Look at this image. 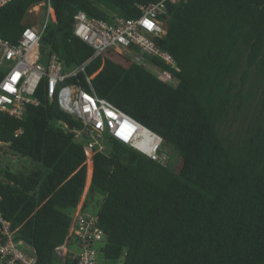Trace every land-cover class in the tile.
Here are the masks:
<instances>
[{
  "label": "trees",
  "instance_id": "16d2710c",
  "mask_svg": "<svg viewBox=\"0 0 264 264\" xmlns=\"http://www.w3.org/2000/svg\"><path fill=\"white\" fill-rule=\"evenodd\" d=\"M44 1L0 6V38L17 42L31 25L29 9ZM153 1L51 0L55 19L42 34L41 57L56 52L72 68L93 55L73 31L77 11L112 21L135 17L139 4ZM168 9V34L159 45L176 67L150 60L169 69L174 82L102 57L88 66L99 96L159 134L182 159L174 170L106 137V148L93 155L88 189L103 198L101 250L121 264H264V120L235 137L227 129L232 113L255 99L250 72L264 77V0H185L168 2ZM42 85L41 102L28 104L22 119L0 111L2 154L34 163L13 170L1 156L0 212L16 240L34 248L37 264H68L57 251L73 223L67 209L78 207L87 185L86 137L77 141L82 123L47 101Z\"/></svg>",
  "mask_w": 264,
  "mask_h": 264
},
{
  "label": "built area",
  "instance_id": "2783aa9c",
  "mask_svg": "<svg viewBox=\"0 0 264 264\" xmlns=\"http://www.w3.org/2000/svg\"><path fill=\"white\" fill-rule=\"evenodd\" d=\"M10 1L0 0V6ZM178 1L185 0H157L139 4V15L116 17L112 21L89 16L83 10L77 11L73 31L92 46L94 53L74 67L66 68L56 52L42 57L38 52L48 21L51 16L55 19L51 0H45L46 20L40 28L27 25L17 42L0 38V111L22 119L28 104L37 105L41 102L36 91L43 84L46 100L57 102L62 111L82 123V127L75 131L77 135L86 137L85 152L88 157L93 158L96 150H104L106 147L100 141L110 136L173 168V157L165 150L163 138L99 96L93 84L96 73L89 74L88 66L95 57H102L125 68L134 64L142 65L157 72L163 81L174 82L170 70L150 58L157 57L171 68L176 67L174 56L163 49L159 41L168 34V2ZM3 145L0 139V187L3 180ZM0 223L3 236L0 240V259L3 264H37L36 254H29L21 247L22 240H16L15 230L1 212ZM105 239L106 234L99 226L98 216L87 214L81 209L73 215L69 235L66 242L58 247L57 257H62L64 245H74L76 250L71 247L67 249L68 259L76 264H98L95 245Z\"/></svg>",
  "mask_w": 264,
  "mask_h": 264
},
{
  "label": "rangeland",
  "instance_id": "374dc122",
  "mask_svg": "<svg viewBox=\"0 0 264 264\" xmlns=\"http://www.w3.org/2000/svg\"><path fill=\"white\" fill-rule=\"evenodd\" d=\"M46 7L43 3L37 4L33 6L31 9H29L27 16H26V22L31 23L32 26L36 28H40L41 24L44 23L46 20ZM52 18V16H51ZM50 18V19H51ZM38 52L41 53V49L38 48ZM156 76L159 74L157 72H153ZM159 77V76H158ZM247 87L249 88H255V99L245 105L244 110L233 112L231 117L228 120V132H233V137L236 135H242L247 129L256 126L257 124L263 122L264 120V77L260 75L255 69H253L250 72V75L247 80ZM52 125L60 126V122L53 121ZM77 141L84 143L85 139L81 135H77ZM105 138H103V141L100 142L103 145V147H106L105 144ZM165 150L172 154L173 157V169L179 170L181 165V157L179 154H177L171 147L165 146ZM167 157V156H166ZM172 161V159H170ZM2 162L3 164H9L13 170H19V169H25L28 170L32 167H34V163L29 159L25 157H21L15 154H12L11 152H8L6 154H2ZM88 164V180L87 185L85 188V191L83 193V196L80 200V203L77 207V211L82 209L85 213L90 214L92 216H97L98 211L102 204V196L97 195L95 197L90 196L88 194V189L91 183V178L93 175V168H94V162L92 156H89L87 159ZM80 206V207H79ZM67 211L73 213L74 211L72 209H67ZM105 245V241H101L96 243L95 247L97 249V258L98 262L100 264H121L122 260H111L107 259L101 248ZM23 249H30L32 250L31 246L29 244H24L21 246Z\"/></svg>",
  "mask_w": 264,
  "mask_h": 264
},
{
  "label": "crops",
  "instance_id": "0c3cea01",
  "mask_svg": "<svg viewBox=\"0 0 264 264\" xmlns=\"http://www.w3.org/2000/svg\"><path fill=\"white\" fill-rule=\"evenodd\" d=\"M80 207V206H79ZM80 210V209H79ZM78 210V211H79ZM77 210H74V212H73V215L75 214V213H77L78 212ZM25 244V242H23L22 241V244H21V246L22 245H24ZM31 246V245H30ZM72 248V249H77L74 245H70V246H66V245H64L63 246V248H62V250H61V256L62 257H59V259H60V261H62V262H68V264H74L70 259H68L67 258V254H66V252H67V249H69V248ZM31 248H32V250H30V249H24L27 253H29V254H35V250H34V248L31 246ZM97 262H98V258H97ZM98 264H100L99 262H98Z\"/></svg>",
  "mask_w": 264,
  "mask_h": 264
},
{
  "label": "clouds",
  "instance_id": "9594fccd",
  "mask_svg": "<svg viewBox=\"0 0 264 264\" xmlns=\"http://www.w3.org/2000/svg\"><path fill=\"white\" fill-rule=\"evenodd\" d=\"M76 209H77V208H76ZM76 209H75V210H76ZM105 241H106V239H105ZM73 263H74V262H73Z\"/></svg>",
  "mask_w": 264,
  "mask_h": 264
}]
</instances>
